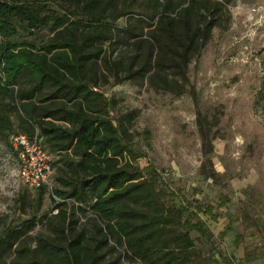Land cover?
Wrapping results in <instances>:
<instances>
[{"label":"trees","instance_id":"1","mask_svg":"<svg viewBox=\"0 0 264 264\" xmlns=\"http://www.w3.org/2000/svg\"><path fill=\"white\" fill-rule=\"evenodd\" d=\"M229 1L0 0V61L7 64L0 133L41 137L54 157L52 194L60 199L51 198L41 218L2 230L0 264H198L189 233L205 237L203 221L188 203L169 199L174 192L154 167L139 173L125 160L127 151L135 161L141 154L124 116L112 117L107 97L93 87L112 79L181 94L188 64ZM38 29L48 33L39 45L22 36ZM251 109L264 118V77ZM36 190L40 202L45 190ZM86 211L93 216L80 223L77 214ZM232 222L225 232L234 231ZM37 224L42 231L31 234Z\"/></svg>","mask_w":264,"mask_h":264},{"label":"rangeland","instance_id":"2","mask_svg":"<svg viewBox=\"0 0 264 264\" xmlns=\"http://www.w3.org/2000/svg\"><path fill=\"white\" fill-rule=\"evenodd\" d=\"M224 9L188 64L181 94L112 79L93 90L107 97L112 117L124 116L127 122L130 142L141 156L135 161L127 151L125 160L136 163L139 173L146 165L154 167L160 183L174 192L169 199H182L190 208L211 207V214L194 210L208 231L205 237L190 232L198 264H264V118L251 109L264 77V0H230ZM22 36L39 45L48 33L38 29ZM5 67L1 60L0 82ZM9 119L15 128V113ZM7 136L0 133V233L30 215L41 218L53 204L46 191L37 202V190L20 180ZM130 142L127 137L128 147ZM81 216L80 223L92 217L89 211ZM229 216L235 238L221 233ZM39 230L37 224L30 233ZM139 262L123 258L119 264Z\"/></svg>","mask_w":264,"mask_h":264},{"label":"built area","instance_id":"3","mask_svg":"<svg viewBox=\"0 0 264 264\" xmlns=\"http://www.w3.org/2000/svg\"><path fill=\"white\" fill-rule=\"evenodd\" d=\"M8 142L15 151L20 180L34 190L42 187L54 201L60 200L52 194L53 155L43 146L41 137L36 133L31 137L24 133H11ZM81 215L77 214L79 222L84 221ZM115 248L118 247L115 245Z\"/></svg>","mask_w":264,"mask_h":264},{"label":"crops","instance_id":"4","mask_svg":"<svg viewBox=\"0 0 264 264\" xmlns=\"http://www.w3.org/2000/svg\"><path fill=\"white\" fill-rule=\"evenodd\" d=\"M178 201H183L182 199H177ZM184 202V201H183ZM184 203H186V202H184ZM222 204V203H221ZM195 208H197V209H200V211L201 212H203V213H205L204 212V210L205 209H202V207H194L193 205L191 206V209L194 211L195 210ZM197 209H196V211H197ZM206 210H209L210 212H211V207H207V209ZM195 211V212H196ZM227 213V215L229 214V212H226ZM205 214H211V213H205ZM194 220H195V217L193 218ZM230 220H234V218H230V216H229V220H228V222L230 221ZM228 222H227V224H228ZM226 224V225H227ZM225 225V226H226ZM232 225H233V228H234V231H227V232H225V226H224V228L221 230V233H222V235H224V234H226V233H229V232H231L233 235H234V238H235V234H238V233H236V226L234 225V223L232 222ZM192 231H195V230H192ZM191 232V231H190ZM199 233V232H198ZM207 233H208V231H207ZM190 234V233H189ZM234 244V243H233Z\"/></svg>","mask_w":264,"mask_h":264}]
</instances>
